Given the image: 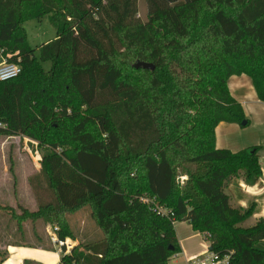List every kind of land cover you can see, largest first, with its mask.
Segmentation results:
<instances>
[{
    "label": "trees",
    "instance_id": "16d2710c",
    "mask_svg": "<svg viewBox=\"0 0 264 264\" xmlns=\"http://www.w3.org/2000/svg\"><path fill=\"white\" fill-rule=\"evenodd\" d=\"M144 3L141 21L138 0H0V56L21 68L0 82V137L36 142L44 178L36 211L0 210L75 241L68 218L88 208L100 237L60 264H169L176 222L226 264H264L263 219L243 226L254 205L235 208L225 192L232 178L259 180L258 148L215 146L219 123L249 124L231 76H248L264 102V0ZM44 17L55 39L34 49L23 25Z\"/></svg>",
    "mask_w": 264,
    "mask_h": 264
},
{
    "label": "crops",
    "instance_id": "0c3cea01",
    "mask_svg": "<svg viewBox=\"0 0 264 264\" xmlns=\"http://www.w3.org/2000/svg\"><path fill=\"white\" fill-rule=\"evenodd\" d=\"M226 85L231 98L242 107L249 124L246 127H241L237 124L219 123L215 128V146L219 150H227L232 153L252 147L258 148L257 157L261 167L259 180L250 186L241 178H232L225 188L233 207L248 209L254 205V213L247 221L254 225L259 220L264 219V102L258 100L252 81L246 75L231 76ZM14 138H18V136L1 137L0 146L1 144L2 146L6 145L10 139ZM21 138L30 141L27 138ZM37 156L39 160L36 161L37 167L29 163L35 173L40 170L41 159L39 155ZM8 172L9 169L7 170L5 166L0 165V187L8 186ZM13 186L8 187L11 189ZM0 204L2 203L0 202ZM174 231L179 252L176 258L170 260L169 264H187L189 260L209 253V244L204 241L202 234L192 230L188 222L174 223ZM71 242H73V247H76L82 241L77 238ZM45 246L48 248H45ZM257 247L264 249V241ZM2 249L7 253V258L2 264H24L26 261L35 264H60L62 251L64 250L54 245L49 247L47 243L43 244V242L40 244L30 242L20 243L19 245L9 244L4 247L0 246V250Z\"/></svg>",
    "mask_w": 264,
    "mask_h": 264
},
{
    "label": "rangeland",
    "instance_id": "374dc122",
    "mask_svg": "<svg viewBox=\"0 0 264 264\" xmlns=\"http://www.w3.org/2000/svg\"><path fill=\"white\" fill-rule=\"evenodd\" d=\"M137 9L138 19L145 21L147 10L144 0H138ZM23 28L27 35L28 43L34 49L55 39V30L49 24L47 17L41 20L30 19L24 23ZM35 55H38L37 51ZM9 57L10 55H7V58ZM42 67L44 70H48L50 64L43 63ZM37 155L41 159L37 143L34 141H25L20 136L10 139L6 145L2 146L1 144L0 146V165L5 166L7 170L9 169L7 185H14L11 189L8 186L0 187V202L2 203L0 205L11 207L16 217L21 216L23 209H26L28 212H34L38 209L37 197L32 186L37 180H40L42 186H44V178L39 176V172L35 173L32 168L33 165L36 166V161H39ZM29 163H32V166ZM185 179L182 176L179 180L182 183ZM10 217L8 211L0 210V246L4 247L9 244L19 245L20 243L27 242L33 244L43 242V244L47 243L49 247L53 246L50 240V234L53 232L52 229L54 226H45L41 221L34 225L31 221H22L19 223L13 217H11L12 219ZM68 220L73 237L75 239L79 238L82 241L79 244H89L100 237L99 230L95 227L92 220L89 219L88 208L82 209L77 214L69 217ZM243 226L249 227L253 225L250 222H246ZM202 237L206 241L204 234H202ZM66 240H69L73 246L72 240ZM258 245H261V243ZM2 251L4 250L2 249ZM174 255H177V253Z\"/></svg>",
    "mask_w": 264,
    "mask_h": 264
},
{
    "label": "built area",
    "instance_id": "2783aa9c",
    "mask_svg": "<svg viewBox=\"0 0 264 264\" xmlns=\"http://www.w3.org/2000/svg\"><path fill=\"white\" fill-rule=\"evenodd\" d=\"M2 52L3 51H0L1 54ZM7 59H8L7 56L6 57L2 55L0 56V82H6L15 79L21 73L20 66L13 63H9ZM0 128H5V126L0 123ZM144 202L147 203V200H145ZM154 209L155 212H158L161 215L168 214L166 210L160 209L158 206H156ZM52 231L53 232L50 234L51 243L59 249L63 248L65 250V254L69 253L73 247L72 244L68 240H60L57 238L56 227H53ZM176 256L177 255H174L172 259L176 258ZM226 261L227 258L218 260L214 254L208 253L205 256L196 257L192 260H189L187 264H226Z\"/></svg>",
    "mask_w": 264,
    "mask_h": 264
},
{
    "label": "water",
    "instance_id": "95a60500",
    "mask_svg": "<svg viewBox=\"0 0 264 264\" xmlns=\"http://www.w3.org/2000/svg\"><path fill=\"white\" fill-rule=\"evenodd\" d=\"M133 68L134 69L143 68V69L152 70L153 66L147 62H137L133 65ZM242 125H245V122H243ZM262 225H263V229H264V219L262 220Z\"/></svg>",
    "mask_w": 264,
    "mask_h": 264
}]
</instances>
